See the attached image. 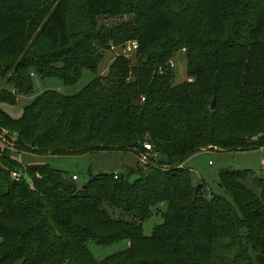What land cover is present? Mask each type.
<instances>
[{
  "label": "trees",
  "instance_id": "trees-1",
  "mask_svg": "<svg viewBox=\"0 0 264 264\" xmlns=\"http://www.w3.org/2000/svg\"><path fill=\"white\" fill-rule=\"evenodd\" d=\"M129 42L135 62L116 56L100 75L105 52ZM182 51L189 80L174 84ZM84 70L96 77L76 95L46 91L18 119L1 108L32 94L34 76L71 86ZM3 128L41 157L153 150L84 186L0 151V264H264V176L221 171L228 200L196 194L185 167L204 150L264 146V0H0ZM124 240L103 260L89 249Z\"/></svg>",
  "mask_w": 264,
  "mask_h": 264
},
{
  "label": "rangeland",
  "instance_id": "rangeland-1",
  "mask_svg": "<svg viewBox=\"0 0 264 264\" xmlns=\"http://www.w3.org/2000/svg\"><path fill=\"white\" fill-rule=\"evenodd\" d=\"M119 20L101 19V24L112 25L118 23ZM137 50V49H136ZM136 50L132 48L129 42L124 48L112 47L110 51L105 52L104 59L99 67L100 75H107L109 69L115 60L116 56L123 55L135 62ZM175 73L174 84H179L189 80L187 75V59L185 52L178 53L172 61V66ZM96 75L89 70L83 71V76L75 85L66 86L58 78H41L34 76V91L28 96H20L15 105L1 104V108L12 118L18 119L22 116L24 109L30 105L38 96L46 91H57L67 96L76 95L82 91ZM10 132V135L17 134ZM5 138L4 142H0V151L6 153L11 159L19 161L25 165L32 164H49L52 168L66 172L68 177L76 175L79 180L75 181L78 186H84L91 176L100 173H114L134 167L136 163L141 162V156L150 159L149 153H142L135 156L133 153L119 152H97L82 156H36L31 152H25L18 147V139L16 136ZM264 146L258 150L245 152H221L213 149L212 151L200 152L186 161V168L190 169L193 174V182L196 185H204V194L207 197L211 195H220L231 200L230 196L220 187L219 178L220 172L226 169L230 170H251L258 176H264V151H261ZM264 150V149H263ZM143 166V164H141ZM23 172V171H22ZM21 174L23 175V173ZM24 176L26 174L24 173ZM137 176L131 179L135 180ZM161 211L166 210V204L159 206ZM162 212L155 213L149 220L144 222V234L152 235L154 228L163 223ZM130 218V217H126ZM130 246L129 240H124L109 246H99L94 243H89V249L98 260L106 259L107 257L124 251ZM21 264V261L15 263Z\"/></svg>",
  "mask_w": 264,
  "mask_h": 264
},
{
  "label": "built area",
  "instance_id": "built-area-1",
  "mask_svg": "<svg viewBox=\"0 0 264 264\" xmlns=\"http://www.w3.org/2000/svg\"><path fill=\"white\" fill-rule=\"evenodd\" d=\"M131 46L135 50L138 49V44L136 42H132L131 43ZM9 136H14V135H10V132L7 129H5V128H3V129L0 130V142H4L5 141V138L6 137L9 138ZM15 136L14 137L17 140L18 137H19L18 133L15 134ZM144 147H145V149L147 151L146 153H149V152H151L153 150L152 145L149 144V143H146L144 145ZM140 160L142 162L141 164H143V165H146L148 163L147 162V159L144 156H141V159ZM21 172H22L21 170H15V171H13L12 172L13 178L16 179V180H21L23 178V176H24V173L22 172L23 173V175H22ZM115 177L116 178L118 177V172H115ZM72 178H73L74 181H78V179H79L76 175H73Z\"/></svg>",
  "mask_w": 264,
  "mask_h": 264
},
{
  "label": "water",
  "instance_id": "water-1",
  "mask_svg": "<svg viewBox=\"0 0 264 264\" xmlns=\"http://www.w3.org/2000/svg\"><path fill=\"white\" fill-rule=\"evenodd\" d=\"M215 107H216V100H214V101L212 102V105H211V108H212L213 110H215ZM200 190H201V185H198V186L196 187V194H199Z\"/></svg>",
  "mask_w": 264,
  "mask_h": 264
},
{
  "label": "crops",
  "instance_id": "crops-1",
  "mask_svg": "<svg viewBox=\"0 0 264 264\" xmlns=\"http://www.w3.org/2000/svg\"><path fill=\"white\" fill-rule=\"evenodd\" d=\"M263 149H264V148H263ZM263 149H262L261 151H264ZM263 164H264V162H263ZM185 167H187V166H186V163H185ZM116 172H120V171H116ZM114 173H115V172H114ZM78 180H79V179H78Z\"/></svg>",
  "mask_w": 264,
  "mask_h": 264
}]
</instances>
